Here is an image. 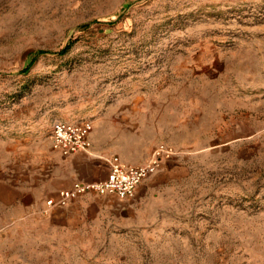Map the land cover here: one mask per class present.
I'll return each mask as SVG.
<instances>
[{
    "label": "rangeland",
    "instance_id": "rangeland-1",
    "mask_svg": "<svg viewBox=\"0 0 264 264\" xmlns=\"http://www.w3.org/2000/svg\"><path fill=\"white\" fill-rule=\"evenodd\" d=\"M60 120L174 155L140 208L58 224L5 184L51 175ZM0 264H264V0H0Z\"/></svg>",
    "mask_w": 264,
    "mask_h": 264
},
{
    "label": "crops",
    "instance_id": "crops-1",
    "mask_svg": "<svg viewBox=\"0 0 264 264\" xmlns=\"http://www.w3.org/2000/svg\"><path fill=\"white\" fill-rule=\"evenodd\" d=\"M216 1L240 3L250 0ZM46 150L52 156L51 161L49 157H46L48 158L46 168L51 169L50 176L45 177V172L41 171L44 168L43 165L36 167L35 173L32 175L33 172L23 171L16 162L12 163L11 181L5 184V189H7V193L12 197V200L14 199L13 201L27 196L28 201L38 202L46 194L56 195L62 189H71L74 183L78 181L101 182L107 178L110 156L94 147V145L88 153H77L66 158H61L60 154L52 152L51 145ZM10 153L13 157L16 150L11 149ZM10 160L14 159L11 158ZM27 167L30 169L31 165H27ZM151 185L152 180L149 183L144 182L138 188L137 197L132 202H123L112 197L87 194L75 200L69 207L50 210L51 216L49 217L58 224L72 225L73 223H86L90 220L92 212L102 211L104 208H120L122 211L130 210L134 207L140 208ZM107 203H114V206H108Z\"/></svg>",
    "mask_w": 264,
    "mask_h": 264
},
{
    "label": "built area",
    "instance_id": "built-area-1",
    "mask_svg": "<svg viewBox=\"0 0 264 264\" xmlns=\"http://www.w3.org/2000/svg\"><path fill=\"white\" fill-rule=\"evenodd\" d=\"M90 122L71 123L55 121L49 134L52 150L66 158L77 153H88L93 148ZM173 150L161 145L148 162L142 165L124 163L119 157L108 160L109 173L101 182L74 183L71 189H62L46 201L47 211L63 209L87 194L112 197L123 202L135 199L138 188L161 167L164 159L173 156Z\"/></svg>",
    "mask_w": 264,
    "mask_h": 264
},
{
    "label": "trees",
    "instance_id": "trees-1",
    "mask_svg": "<svg viewBox=\"0 0 264 264\" xmlns=\"http://www.w3.org/2000/svg\"><path fill=\"white\" fill-rule=\"evenodd\" d=\"M26 72V71H25Z\"/></svg>",
    "mask_w": 264,
    "mask_h": 264
}]
</instances>
